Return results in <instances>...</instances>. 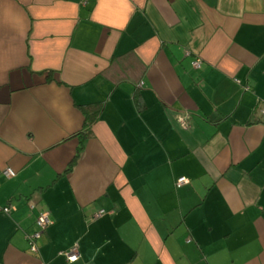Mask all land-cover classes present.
<instances>
[{
  "label": "crops",
  "instance_id": "crops-1",
  "mask_svg": "<svg viewBox=\"0 0 264 264\" xmlns=\"http://www.w3.org/2000/svg\"><path fill=\"white\" fill-rule=\"evenodd\" d=\"M262 111L264 0H0V264H264Z\"/></svg>",
  "mask_w": 264,
  "mask_h": 264
},
{
  "label": "built area",
  "instance_id": "built-area-1",
  "mask_svg": "<svg viewBox=\"0 0 264 264\" xmlns=\"http://www.w3.org/2000/svg\"><path fill=\"white\" fill-rule=\"evenodd\" d=\"M192 68L195 70H199L201 68V59L196 58L192 63ZM262 115H264V111H262ZM179 122L182 126V128L187 129V122L184 118H180ZM5 177L7 178H13L15 174L10 169H7L4 172ZM186 183V180L184 178H180L176 181L177 186H181L182 184ZM4 213H9V210L7 208L3 209ZM105 214L104 211H100L97 214L94 215L93 218H100ZM35 231L27 237V241L29 244V251L33 254H36L38 252V242L41 239L42 235L46 231V229L51 225V219L50 215L47 211H41L36 219H35ZM63 256L65 257L66 261L69 263H74L79 260V252L77 245L72 247L67 252L63 253Z\"/></svg>",
  "mask_w": 264,
  "mask_h": 264
},
{
  "label": "trees",
  "instance_id": "trees-1",
  "mask_svg": "<svg viewBox=\"0 0 264 264\" xmlns=\"http://www.w3.org/2000/svg\"><path fill=\"white\" fill-rule=\"evenodd\" d=\"M87 112L88 113H86V121H85V133H86V135L88 133V130L91 128V126L95 122L96 115H97V109L95 107L87 108ZM86 138H87V136H85V139ZM81 149H82V147L79 148L78 153H80Z\"/></svg>",
  "mask_w": 264,
  "mask_h": 264
}]
</instances>
